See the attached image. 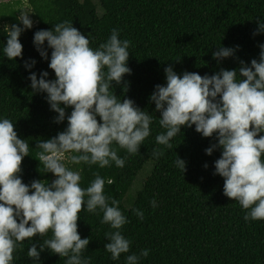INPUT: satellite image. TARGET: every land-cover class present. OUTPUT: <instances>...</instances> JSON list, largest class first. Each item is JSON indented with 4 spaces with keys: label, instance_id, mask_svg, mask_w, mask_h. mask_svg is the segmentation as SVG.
<instances>
[{
    "label": "trees",
    "instance_id": "obj_1",
    "mask_svg": "<svg viewBox=\"0 0 264 264\" xmlns=\"http://www.w3.org/2000/svg\"><path fill=\"white\" fill-rule=\"evenodd\" d=\"M26 1L35 23L19 37L23 58L9 60L3 53V27L20 23V8L12 6L0 14V118L10 119L18 138L29 142V155L21 163L22 182L36 179L50 183L55 179L52 173H44L36 145L67 127V119L55 122L58 114L50 109L46 93H34L30 86V72H36L39 79L41 71H48L47 79H55L48 67L51 49L47 50L49 59H44L34 46L38 30L68 21L96 49L107 41L112 29H118L120 39L131 42L127 61L131 74H125L120 85L113 82V91L121 100L132 99L153 117L151 134L138 153L129 154L113 145L125 160L124 167L118 168L114 162L105 168L66 163L73 170L82 168V188H87L96 174L104 178L105 195L119 201L129 220L121 231L132 242L130 251L112 260L104 244L108 242L105 234L113 230L101 223L102 212L89 213L82 204L78 232L81 238L90 239L82 256L90 258L91 264H125L128 254L139 255L142 249H148V257L141 258L140 264H264V220L245 221L247 210L224 195V179L214 174V161L222 149H214L211 155L205 153L217 143L215 135L204 137L194 125L181 126V133L170 141L171 149L157 144L156 136L166 130L159 125L160 113L149 99L156 85L166 84L164 69L168 66L178 75L188 71L203 76L221 69L238 71L240 61L250 64L252 59L259 60L264 33H253L258 28L257 20H264V0ZM220 47L236 51L218 62L212 53ZM29 58L36 63L26 70L24 61ZM71 110L69 106L66 115ZM154 151L163 154L157 157ZM176 157L186 162L184 172L175 166ZM109 179L113 183L109 184ZM133 209L142 210L144 219H138ZM48 238L51 232L34 237L33 242ZM30 244L25 240L14 252L13 264H35L27 257ZM66 259L47 249L40 254L41 264H65Z\"/></svg>",
    "mask_w": 264,
    "mask_h": 264
},
{
    "label": "clouds",
    "instance_id": "obj_2",
    "mask_svg": "<svg viewBox=\"0 0 264 264\" xmlns=\"http://www.w3.org/2000/svg\"><path fill=\"white\" fill-rule=\"evenodd\" d=\"M32 12L20 10V23L3 27V53L9 60L23 58L19 37L33 27ZM257 23L253 35L264 33V20ZM33 43L44 59H49L47 50L51 49L48 67L55 79H47L48 71H41L39 79L36 72H30L31 89L46 93L50 109L58 114L55 122L67 119V127L36 145L44 173H52L55 179L50 183L34 179L26 184L20 173L22 160L29 155V142L18 138L10 119L0 118V264H13L14 252L25 240L31 241L27 257L35 264H41L40 254L45 249L67 258L65 264H91L90 258L82 256L90 239L81 238L78 232L82 204L89 213H103L101 223L113 230L105 234L108 242L104 247L112 260H119L121 254L129 253L132 243L121 231L129 220L119 201L105 195V179L99 174L82 188V168L73 170L66 163L105 168L114 162L122 168L125 160L113 145L136 154L150 136L153 117L132 99L121 100L113 91V82L120 85L125 74H131L127 66L131 42L120 39L114 28L107 41L93 49L89 38L64 21L52 29L36 31ZM259 47V60L252 59L250 64L240 61L238 71L221 69L203 76L185 71L178 75L168 66L164 69L166 84L156 85L149 98L160 113L159 125L166 130L156 136L157 144L171 149L170 141L181 133V126L194 125L204 137L215 135L217 143L205 153L222 149L214 161V174L224 179V195L247 210L245 221L264 220V44ZM235 51L220 47L212 55L219 62ZM35 63L29 58L24 67L31 69ZM69 106L72 110L66 115ZM153 154L159 157L163 153ZM175 166L184 172L186 162L176 157ZM151 204L156 207L155 200ZM133 212L144 219L142 210ZM49 232L51 238L33 242L34 237ZM148 255V249L139 255L128 254L125 264H140Z\"/></svg>",
    "mask_w": 264,
    "mask_h": 264
},
{
    "label": "rangeland",
    "instance_id": "obj_3",
    "mask_svg": "<svg viewBox=\"0 0 264 264\" xmlns=\"http://www.w3.org/2000/svg\"><path fill=\"white\" fill-rule=\"evenodd\" d=\"M0 4H3V5H0V14L7 13L8 10H10V8H12V6H14V8L19 7L20 10H22V9L31 10V8L27 4L26 0H0ZM19 14H20V12H19ZM29 15L32 18V20L34 21L33 14L29 13ZM0 24H1V22H0ZM65 162H66V160H65Z\"/></svg>",
    "mask_w": 264,
    "mask_h": 264
}]
</instances>
